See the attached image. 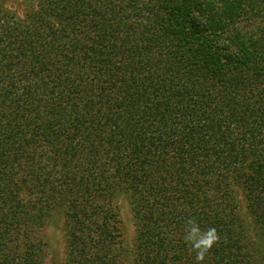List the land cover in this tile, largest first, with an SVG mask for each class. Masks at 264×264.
<instances>
[{
    "label": "trees",
    "instance_id": "obj_1",
    "mask_svg": "<svg viewBox=\"0 0 264 264\" xmlns=\"http://www.w3.org/2000/svg\"><path fill=\"white\" fill-rule=\"evenodd\" d=\"M241 199L264 240V0H0V264L57 213L64 264H261Z\"/></svg>",
    "mask_w": 264,
    "mask_h": 264
},
{
    "label": "rangeland",
    "instance_id": "obj_2",
    "mask_svg": "<svg viewBox=\"0 0 264 264\" xmlns=\"http://www.w3.org/2000/svg\"><path fill=\"white\" fill-rule=\"evenodd\" d=\"M3 4L10 9L11 11L17 13L19 16H22L30 7L33 5V0H2ZM240 202L242 207V214L246 218L248 225L251 226V236L253 238L254 246L259 247L260 255L262 257L261 264H264V240L257 233L256 230H253L255 224L248 214L246 208V202L244 199H241ZM119 211L122 218V224L124 226V237L125 243L128 247H131L135 235V224L130 209L128 201L124 198L118 200ZM56 220L54 228L50 229L52 237V246L49 249V264H64L65 262V236L63 230L64 219L61 213H57L54 217Z\"/></svg>",
    "mask_w": 264,
    "mask_h": 264
},
{
    "label": "clouds",
    "instance_id": "obj_3",
    "mask_svg": "<svg viewBox=\"0 0 264 264\" xmlns=\"http://www.w3.org/2000/svg\"><path fill=\"white\" fill-rule=\"evenodd\" d=\"M186 224L183 239L190 251L195 253L196 264H203L207 253L220 239L219 234L215 227L202 230L194 218H189Z\"/></svg>",
    "mask_w": 264,
    "mask_h": 264
}]
</instances>
